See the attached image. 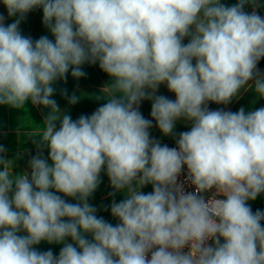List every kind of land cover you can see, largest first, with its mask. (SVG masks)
I'll list each match as a JSON object with an SVG mask.
<instances>
[{"label": "clouds", "instance_id": "9594fccd", "mask_svg": "<svg viewBox=\"0 0 264 264\" xmlns=\"http://www.w3.org/2000/svg\"><path fill=\"white\" fill-rule=\"evenodd\" d=\"M3 4L18 18L5 26L0 16V105L24 109L30 101L49 109L41 129L25 128L49 151L47 159L39 151L30 159V174H14L0 155V264H264V211L247 203L264 194V107H208L229 104L242 89L264 98L258 0ZM36 8L54 42L21 34V21ZM85 63L110 77L98 97L106 103L73 121L51 98L52 85L69 69L83 77ZM161 84L175 100L156 95ZM145 99L163 135H173L178 120L191 124L176 147L150 137L152 120L139 110ZM78 100L68 97L69 104ZM184 166L194 192L178 183ZM102 171L124 196L110 205L116 225L88 202ZM41 241L64 246L54 256L33 247Z\"/></svg>", "mask_w": 264, "mask_h": 264}, {"label": "crops", "instance_id": "0c3cea01", "mask_svg": "<svg viewBox=\"0 0 264 264\" xmlns=\"http://www.w3.org/2000/svg\"><path fill=\"white\" fill-rule=\"evenodd\" d=\"M221 3L226 6H232L237 3V0H221ZM260 7L255 11L258 15L264 16V0H258ZM253 7L250 4L245 5V11L251 13ZM0 16L4 17V25L7 26L16 21L17 16H9L7 8L3 4V0H0ZM21 34L30 37L33 41L38 40L42 36H47L50 40H53L49 29L43 23V11L42 8H36L26 14V17L21 21L19 25ZM188 38H185L183 43L187 44ZM195 63V61H193ZM85 75L81 78H74L71 75V69L67 73L66 80H57L53 83L54 94L51 97L57 102V105L61 111L66 112L71 116L72 120H77L81 115L90 116L98 107L106 103L105 100L100 99L102 88L110 81L108 74L103 72L99 64L85 63L81 66ZM260 73L264 74V65L258 67ZM66 90L67 96L62 93ZM75 94L79 97V100L75 104H69L68 97ZM156 95H163L170 100H175V94L170 92L166 84H161L158 88ZM151 100H143L140 103L139 110L145 119L152 120L153 126L149 129L150 137L160 141L162 145L177 146L176 141L181 132L189 131L191 124L185 123L183 120H178L175 124L173 135H163L159 128L156 126L155 120L151 117ZM208 107L210 110L222 109L224 111L237 112L241 107L246 111H252L260 107H264V98H259L253 90H241L239 96L234 98L229 104H216L209 102ZM49 109L41 105H33L30 101L26 102L24 109H15L7 105H0V146L6 149V152L0 154L5 159L11 160L12 172L18 174L20 172H29L30 159L40 152L44 158H48V149H38L33 143L34 138H30L25 135L27 129H41V123L44 117L47 115ZM59 121L57 122V128H59ZM38 139V138H35ZM50 162V161H49ZM2 170V168H0ZM101 183L98 188L89 198L90 205L97 209L96 215L102 217L105 221L116 225L119 221L111 215L110 205L113 200L117 203L124 199V196L120 192H115L111 187L106 171H102L100 175ZM54 191V190H51ZM145 194L152 191V185L148 184L141 189ZM114 193V194H113ZM61 195L69 203H77L78 201L66 197L62 193ZM264 201V194L257 196L255 200H249L247 203L250 207H258ZM67 219V218H65ZM19 235H25L26 233L20 232ZM91 239V237H88ZM67 242L71 243V238H67ZM63 244L52 243L49 244L46 241H41L38 245L33 247L40 252L51 250L54 256H58Z\"/></svg>", "mask_w": 264, "mask_h": 264}, {"label": "built area", "instance_id": "2783aa9c", "mask_svg": "<svg viewBox=\"0 0 264 264\" xmlns=\"http://www.w3.org/2000/svg\"><path fill=\"white\" fill-rule=\"evenodd\" d=\"M170 148L171 147H176V146H169ZM178 183H181L184 185V188H185V191L187 192H194V186L191 185L189 183V181L187 180V168L186 166H184V168L182 169V172L181 174L179 175L178 177ZM215 189H212L210 190L208 193H205V198H209L213 193H214ZM209 244L212 243V241H208ZM188 249L186 248L185 251H187ZM149 257H150V254H149Z\"/></svg>", "mask_w": 264, "mask_h": 264}, {"label": "trees", "instance_id": "16d2710c", "mask_svg": "<svg viewBox=\"0 0 264 264\" xmlns=\"http://www.w3.org/2000/svg\"><path fill=\"white\" fill-rule=\"evenodd\" d=\"M264 65V58H262L260 61H259V63H258V67H261V66H263ZM252 209V211L253 212H255L256 210H261V211H264V201H263V203L260 205V206H258V207H252L251 208ZM262 225H264V222H262Z\"/></svg>", "mask_w": 264, "mask_h": 264}]
</instances>
